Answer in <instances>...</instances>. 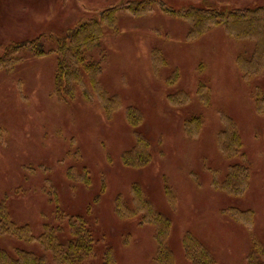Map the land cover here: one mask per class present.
<instances>
[{"label":"rangeland","instance_id":"rangeland-1","mask_svg":"<svg viewBox=\"0 0 264 264\" xmlns=\"http://www.w3.org/2000/svg\"><path fill=\"white\" fill-rule=\"evenodd\" d=\"M141 1L0 0V201L8 197L13 218L30 224L36 236L45 224L66 225L58 210L86 217L96 257L83 264H102L108 247L116 264H155V227L116 213L117 197L132 205V187L139 185L172 220L174 264H192L183 244L188 232L218 264H247L255 244L264 248V114L256 104L264 95V68L245 79L237 63L239 55L254 52V41L232 37L223 26L189 36L190 22L158 3L142 15L122 9L117 28L106 27L89 52L102 63V87L115 97L112 113L95 96L80 91L67 99L55 92L57 37L80 20ZM157 1L177 11L264 6V0ZM37 39L45 56L8 50ZM130 111L137 113L136 126ZM190 121L200 127L194 135L186 131ZM230 121L242 140L231 158L220 149V132ZM138 133L149 142L151 162L126 167L122 156ZM235 165L250 168L240 196L220 186ZM71 168L86 169V181L70 180ZM233 208L251 211V225L234 218ZM0 248L42 251L37 242L2 235Z\"/></svg>","mask_w":264,"mask_h":264},{"label":"trees","instance_id":"trees-1","mask_svg":"<svg viewBox=\"0 0 264 264\" xmlns=\"http://www.w3.org/2000/svg\"><path fill=\"white\" fill-rule=\"evenodd\" d=\"M159 4L161 8L190 22L189 36H199L213 27L223 26L226 33L241 40L255 42V50L250 56L241 54L237 57V63L245 79H250L260 74L264 68V6H256L245 9H207L201 10L194 7L179 11L169 8L166 4L157 0H144L139 3H128L123 8H111L93 17L91 20H80L78 25L69 28L66 33L57 37V49L53 50L58 55V64L55 72V92L58 96L67 99L76 98L81 91L87 98L94 96L103 103L110 115L114 109L115 97L109 96L102 87L100 80L103 67L101 61L89 56V52L97 48L104 35L105 28L116 29L118 13L120 10H128L135 15H142L152 10L153 5ZM30 49L38 56H45L44 42L23 41L8 49L17 54ZM19 58V57H18ZM15 59V60H18ZM174 99V97H171ZM257 109L264 114V95L257 100ZM136 114L129 112V121L136 126L133 118ZM138 114V118H139ZM140 119H138V122ZM197 126L200 124L196 121ZM194 121L187 122L186 131L194 135L200 127L194 128ZM220 149L225 156L231 158L241 152L242 140L235 123L227 122L226 127L220 132ZM149 142L142 134L136 135L134 147L122 156L123 164L131 168H143L152 159ZM84 174H77L74 168L68 173L70 180L86 181V169ZM250 168L235 165L231 167L226 180L220 185L231 195L240 196L248 188ZM89 182V181H88ZM87 182V183H88ZM132 205L119 196L116 199V213L123 219L139 217L140 224H151L155 227V239L157 251L155 264H174V253L168 244L172 229V220L162 213L150 201L139 185L131 190ZM168 201L174 207L175 200L168 193ZM230 214L250 226L253 220L251 211H241L233 208ZM56 218L63 219L65 226L45 224L43 232L36 236L30 224H20L12 216L8 197L0 201V235L12 236L31 243H38L41 252L24 249H16L14 253L0 248V264H83L87 260L96 257V241L92 229L86 217L69 215L58 210ZM68 234L63 239L61 235ZM185 255L192 264H218L209 249L192 233H186L183 238ZM259 251V252H258ZM262 251V252H261ZM258 252V254L256 253ZM263 253V255H262ZM264 259V248L255 244L254 250L247 258V264H259ZM114 250L108 247L103 256L102 264H116ZM261 264H264V260Z\"/></svg>","mask_w":264,"mask_h":264}]
</instances>
